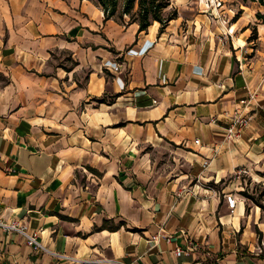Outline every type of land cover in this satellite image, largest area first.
<instances>
[{"label":"crops","instance_id":"0c3cea01","mask_svg":"<svg viewBox=\"0 0 264 264\" xmlns=\"http://www.w3.org/2000/svg\"><path fill=\"white\" fill-rule=\"evenodd\" d=\"M170 2L176 18L140 31L124 0L112 17L0 0V220L47 249L0 227V264H264L260 212L219 187L264 168V2Z\"/></svg>","mask_w":264,"mask_h":264},{"label":"built area","instance_id":"2783aa9c","mask_svg":"<svg viewBox=\"0 0 264 264\" xmlns=\"http://www.w3.org/2000/svg\"><path fill=\"white\" fill-rule=\"evenodd\" d=\"M201 2H204L205 6L207 8L210 7H219L221 6V0H201ZM256 95L255 93H250L247 98H244L240 100L239 105L235 108L233 111V115L231 118L230 124L226 128V139L227 140H236L239 138L242 134V132L248 128L253 121V112L251 109H249L251 103L255 100ZM196 143H199V140H196ZM209 161H204V166L208 167ZM238 174H247V170L244 168H240L237 170ZM225 200L227 202L228 207L234 211L236 207L238 206V200L236 196L232 193H227L225 195ZM0 227L6 229V230H13L17 231L23 236H25L27 242L34 246L35 249L42 248L44 250H47L39 241L38 235L36 233H29L28 232V225L26 223H18V222H3L0 220ZM193 247H188L187 250L191 251L193 250ZM184 252L183 248L177 247L175 250L176 255H181ZM65 257V256H64ZM127 264V263H122Z\"/></svg>","mask_w":264,"mask_h":264},{"label":"trees","instance_id":"16d2710c","mask_svg":"<svg viewBox=\"0 0 264 264\" xmlns=\"http://www.w3.org/2000/svg\"><path fill=\"white\" fill-rule=\"evenodd\" d=\"M102 6L107 17H112L116 14L118 8V0H96ZM247 2L249 0H243ZM254 1V0H253ZM263 3L264 0H258ZM137 4V9H135ZM171 6L170 0H125L123 13L130 15L132 21L138 22L140 31L146 30L152 21H159L163 29L172 19L178 16L174 10L167 18L162 16V12ZM135 11V12H134ZM256 17L264 23V12L257 11ZM255 28L250 38L255 37ZM247 196L246 192H243ZM260 205V204H258ZM264 210V206L260 205Z\"/></svg>","mask_w":264,"mask_h":264},{"label":"rangeland","instance_id":"374dc122","mask_svg":"<svg viewBox=\"0 0 264 264\" xmlns=\"http://www.w3.org/2000/svg\"><path fill=\"white\" fill-rule=\"evenodd\" d=\"M174 10H176L178 14V8L173 6L164 10L162 12V16L167 18ZM253 178H256V180L254 181ZM228 184L233 185V190H235L236 194H238V200L246 203L248 210H250V207L248 206L249 204L255 207L261 214V220L264 221V210L260 207V205L264 206V168H262V171L258 172V176L254 177L242 175L241 178L235 179L234 175L229 176L224 182L219 183V187L226 186ZM243 192H246L247 196H245ZM255 236L257 238V247H260L259 252L260 254H264V233L257 230L255 232Z\"/></svg>","mask_w":264,"mask_h":264}]
</instances>
